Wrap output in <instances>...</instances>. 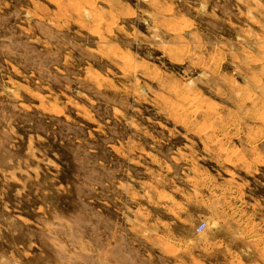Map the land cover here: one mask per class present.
Returning <instances> with one entry per match:
<instances>
[{"label":"rangeland","instance_id":"rangeland-1","mask_svg":"<svg viewBox=\"0 0 264 264\" xmlns=\"http://www.w3.org/2000/svg\"><path fill=\"white\" fill-rule=\"evenodd\" d=\"M0 264H264V0H0Z\"/></svg>","mask_w":264,"mask_h":264}]
</instances>
